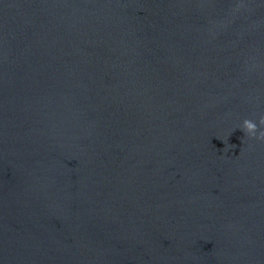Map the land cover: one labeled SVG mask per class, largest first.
Wrapping results in <instances>:
<instances>
[{"label": "water", "instance_id": "water-1", "mask_svg": "<svg viewBox=\"0 0 264 264\" xmlns=\"http://www.w3.org/2000/svg\"><path fill=\"white\" fill-rule=\"evenodd\" d=\"M264 0H0V264H264Z\"/></svg>", "mask_w": 264, "mask_h": 264}, {"label": "clouds", "instance_id": "clouds-1", "mask_svg": "<svg viewBox=\"0 0 264 264\" xmlns=\"http://www.w3.org/2000/svg\"><path fill=\"white\" fill-rule=\"evenodd\" d=\"M240 131L249 139L264 141V115L258 121L245 119L240 125Z\"/></svg>", "mask_w": 264, "mask_h": 264}]
</instances>
